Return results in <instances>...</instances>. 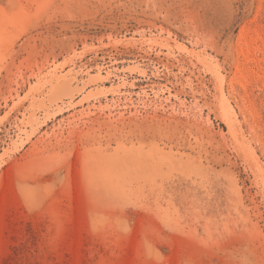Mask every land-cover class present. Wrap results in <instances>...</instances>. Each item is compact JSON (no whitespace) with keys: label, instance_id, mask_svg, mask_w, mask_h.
I'll return each mask as SVG.
<instances>
[{"label":"rangeland","instance_id":"obj_1","mask_svg":"<svg viewBox=\"0 0 264 264\" xmlns=\"http://www.w3.org/2000/svg\"><path fill=\"white\" fill-rule=\"evenodd\" d=\"M0 264H264V0H0Z\"/></svg>","mask_w":264,"mask_h":264},{"label":"bare ground","instance_id":"obj_2","mask_svg":"<svg viewBox=\"0 0 264 264\" xmlns=\"http://www.w3.org/2000/svg\"><path fill=\"white\" fill-rule=\"evenodd\" d=\"M48 96H49V97H51V96H52V93H51V92H49V93H48ZM222 102H223V103H224V105H226L227 107L229 106V103H228L227 99H225V98H222Z\"/></svg>","mask_w":264,"mask_h":264}]
</instances>
